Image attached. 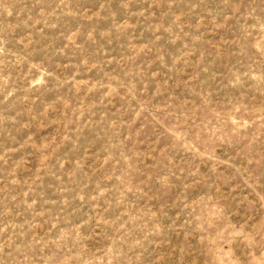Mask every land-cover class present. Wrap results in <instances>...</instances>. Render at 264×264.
Returning <instances> with one entry per match:
<instances>
[{"label":"rangeland","instance_id":"rangeland-1","mask_svg":"<svg viewBox=\"0 0 264 264\" xmlns=\"http://www.w3.org/2000/svg\"><path fill=\"white\" fill-rule=\"evenodd\" d=\"M0 264H264V0H0Z\"/></svg>","mask_w":264,"mask_h":264}]
</instances>
